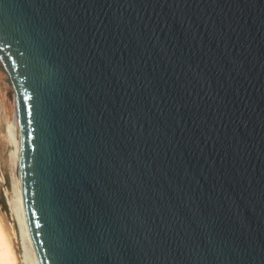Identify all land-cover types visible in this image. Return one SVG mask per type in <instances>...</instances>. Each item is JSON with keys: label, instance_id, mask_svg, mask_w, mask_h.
Here are the masks:
<instances>
[{"label": "water", "instance_id": "95a60500", "mask_svg": "<svg viewBox=\"0 0 264 264\" xmlns=\"http://www.w3.org/2000/svg\"><path fill=\"white\" fill-rule=\"evenodd\" d=\"M0 97L32 264H264V0H0Z\"/></svg>", "mask_w": 264, "mask_h": 264}, {"label": "rangeland", "instance_id": "374dc122", "mask_svg": "<svg viewBox=\"0 0 264 264\" xmlns=\"http://www.w3.org/2000/svg\"><path fill=\"white\" fill-rule=\"evenodd\" d=\"M3 234V236H2ZM0 235L5 238L9 253L5 264H29L24 257L20 230V218L16 208V192L10 158V145L5 124L3 104L0 97ZM6 239V240H5ZM2 249V246L0 245ZM10 257V258H11Z\"/></svg>", "mask_w": 264, "mask_h": 264}, {"label": "bare ground", "instance_id": "6f19581e", "mask_svg": "<svg viewBox=\"0 0 264 264\" xmlns=\"http://www.w3.org/2000/svg\"><path fill=\"white\" fill-rule=\"evenodd\" d=\"M20 230H21V236H22V244H23V248H24L23 250L25 252L24 257L29 262V264H32L21 221H20ZM2 236H3V234H2ZM2 236L0 235V245L2 246V249L0 248V264H5V262L8 260V258H9V260L10 259L12 260V257L9 254V257L7 258L8 253H9V249H7L6 243L3 240V238H5V237L2 238ZM6 258H7V260L5 261ZM9 264H11V263H9Z\"/></svg>", "mask_w": 264, "mask_h": 264}]
</instances>
